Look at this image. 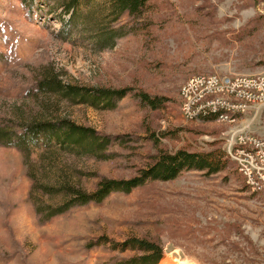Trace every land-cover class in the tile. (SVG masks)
I'll return each instance as SVG.
<instances>
[{"label":"rangeland","instance_id":"374dc122","mask_svg":"<svg viewBox=\"0 0 264 264\" xmlns=\"http://www.w3.org/2000/svg\"><path fill=\"white\" fill-rule=\"evenodd\" d=\"M141 19L109 14V0H0V264H122L130 237L163 246L159 264H264V193L236 169L185 171L49 215L64 181L87 192L103 178L128 179L157 147L222 154L226 137H264V105L235 122L185 120L179 89L193 74L264 73V0H150ZM106 26L114 32L101 46ZM70 87L74 89L70 94ZM128 93L113 108L88 101L100 89ZM165 96L153 110L138 93ZM89 97V98H86ZM39 121L90 127L107 144L97 156L48 145ZM60 122V123H59Z\"/></svg>","mask_w":264,"mask_h":264},{"label":"trees","instance_id":"16d2710c","mask_svg":"<svg viewBox=\"0 0 264 264\" xmlns=\"http://www.w3.org/2000/svg\"><path fill=\"white\" fill-rule=\"evenodd\" d=\"M32 1V0H30ZM86 1V0H85ZM80 0H61L64 12H71L69 23H72L76 13L77 5ZM110 10L109 14L111 19L117 18L122 13L127 12L134 18L141 19L148 11L150 0H109ZM103 36H101L98 43L101 46L110 45L111 39L114 36V32L109 26H106ZM127 88L124 89H100L96 94L90 95L89 102L95 107L98 106V101L105 100V108H113L116 105L118 99L124 97L128 93ZM74 89L70 87V94H80L79 92L73 93ZM141 105L149 107L150 109L157 110L161 108L168 100L165 96H151L147 92L139 91L138 93ZM86 97V98H89ZM215 115L205 117L203 120H214ZM64 126L61 124L62 131H55L58 123H47L45 121H39L38 123L31 125L27 129V133H31L34 137L40 133L46 132V139L48 145L52 142V137L55 136V143H59L64 148L82 150L89 154L97 156L102 155V150L107 144V140L100 139L94 129L78 125L71 121H63ZM60 123V122H59ZM177 131L161 132L156 134L151 132L149 139L152 140L157 147V153L150 157V163L146 167L142 168L136 176L128 179H112L103 178L98 187L93 192H87L82 187L71 184L68 181H64L60 184V187L49 188V192H60L62 194V201L60 205L54 206L51 204L43 205V208L37 207V210H47L49 215L64 212L70 207L77 204H86L92 200H100L103 197L109 195L114 191H130L131 189L144 185L148 181H169L177 178L185 171H206L209 174L218 173L228 168L231 164L236 171L237 167L233 160L229 157L224 158L222 154L204 153L197 151H190L184 148L177 149L175 151H169L161 146L163 137L171 136ZM122 247L130 249L138 253L137 256L132 257L129 262L122 264H159L163 258V246L154 240L147 238L130 237L123 243ZM121 264V263H120Z\"/></svg>","mask_w":264,"mask_h":264},{"label":"built area","instance_id":"2783aa9c","mask_svg":"<svg viewBox=\"0 0 264 264\" xmlns=\"http://www.w3.org/2000/svg\"><path fill=\"white\" fill-rule=\"evenodd\" d=\"M179 97L185 120L215 115V120L235 122L240 115L264 105V73L193 74L181 85ZM225 147L247 187L264 193V137L249 131L231 132Z\"/></svg>","mask_w":264,"mask_h":264},{"label":"bare ground","instance_id":"6f19581e","mask_svg":"<svg viewBox=\"0 0 264 264\" xmlns=\"http://www.w3.org/2000/svg\"><path fill=\"white\" fill-rule=\"evenodd\" d=\"M190 264H192V263H190Z\"/></svg>","mask_w":264,"mask_h":264}]
</instances>
